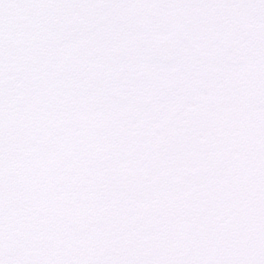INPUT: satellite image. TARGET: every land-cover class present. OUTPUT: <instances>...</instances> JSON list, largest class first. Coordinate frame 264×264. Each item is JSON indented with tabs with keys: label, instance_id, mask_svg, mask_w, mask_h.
Masks as SVG:
<instances>
[{
	"label": "snow or ice",
	"instance_id": "6c2138e0",
	"mask_svg": "<svg viewBox=\"0 0 264 264\" xmlns=\"http://www.w3.org/2000/svg\"><path fill=\"white\" fill-rule=\"evenodd\" d=\"M0 264H264V0H0Z\"/></svg>",
	"mask_w": 264,
	"mask_h": 264
}]
</instances>
